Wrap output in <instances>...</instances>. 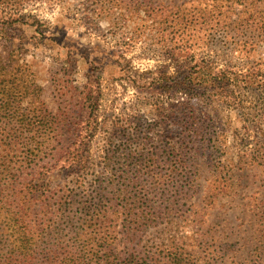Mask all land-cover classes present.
I'll use <instances>...</instances> for the list:
<instances>
[{"label": "rangeland", "instance_id": "1", "mask_svg": "<svg viewBox=\"0 0 264 264\" xmlns=\"http://www.w3.org/2000/svg\"><path fill=\"white\" fill-rule=\"evenodd\" d=\"M207 2V10L215 16L228 11L226 2ZM160 3L162 6L156 5ZM183 3L189 6L193 2L22 0L19 3L17 10L41 23L39 32L28 27L16 31L15 35L21 36L17 41L24 44L19 62L32 66L35 83L44 89L47 107L53 113H66L58 115V120L63 125L79 121L83 91L95 90L93 97L97 96V102L87 116L98 124L89 140L88 163L82 172L87 188L93 189L97 178L99 182L110 177L106 169L114 163L109 166L105 163L108 148L123 153L134 150L135 134L143 135L155 121L163 119L168 123L171 132H164L165 139L177 140L181 136L183 130H177L181 121L159 113V106L177 104L186 99V94L176 91L171 94L155 87L154 78L160 73H173L176 68L177 61L171 60L164 44L168 38L178 37L173 33L177 27L170 26L168 10ZM13 9V6L6 8ZM236 13L230 11L228 16L236 18ZM245 16L240 14V20L226 27L225 33L218 32L214 45L195 50L211 57L218 69L229 67L228 71L240 76L236 86L232 84L221 95L214 92L203 95L212 98L211 106L202 97L197 101L196 108L201 111L196 114L209 115L201 120L208 127L204 138L211 137L208 149H202L195 141L200 144L199 149L191 155L184 152L174 162L157 163L147 168L153 169L151 172L144 166L140 169L131 188L141 196L136 203L145 205L147 201V210L151 203L162 208L160 215L148 221L141 235L129 239L124 234L121 212L106 218L104 227L111 231L121 259L139 254L142 247L157 260L154 264H254L256 247L264 240L261 237L264 30L257 23V26L248 23ZM63 133L72 140L69 128ZM129 161L122 157L112 169H125ZM174 169L182 170L184 176L180 180L179 171ZM155 174L159 181L152 188L151 178ZM58 179L69 180L71 176L65 171ZM161 187H165L171 200L182 191L173 206L165 208L159 204L156 194ZM40 222L32 217L28 224L32 227ZM111 226H116L114 232ZM50 250L37 249L36 255L29 256L30 263L46 264L45 256ZM174 253L179 262L171 263ZM61 258L55 257L58 263Z\"/></svg>", "mask_w": 264, "mask_h": 264}, {"label": "trees", "instance_id": "2", "mask_svg": "<svg viewBox=\"0 0 264 264\" xmlns=\"http://www.w3.org/2000/svg\"><path fill=\"white\" fill-rule=\"evenodd\" d=\"M21 1L0 0V264H32L30 257L36 255L37 249L53 247L55 249L45 256L46 264H154L157 260L142 247L139 254L121 259L111 231L104 227L106 218L121 212L124 234L134 239L147 229L151 218L161 214L162 208L152 203L149 210L147 201L145 205L136 203L141 196L131 188L139 177L138 172L143 166L147 169L160 162H174L184 152L191 155L200 144L207 150L211 137L204 138L208 127L201 120L209 115L196 114L201 111L200 107L196 108L197 101L202 97L201 100L211 106L212 98L203 95L207 92L221 95L220 92L236 86L240 78L228 71L229 67L218 69L211 57L197 54L195 50L199 46L214 45L215 35L225 33L226 27L240 20V14L246 15L248 23H257L264 30V6L261 10L264 1L213 0L214 3L226 2L228 7V11L216 16L207 10L209 0H192L189 6L183 3L168 10L170 26L177 27L173 33L178 37L168 38L164 47L177 65L173 73H160L154 82L155 87L171 94L174 91L186 94V99L177 104L159 106V113L181 121L177 128L183 130L181 136L177 140L165 139L164 132L169 125L159 119L149 127L150 132L147 129L143 135L135 134L134 150L123 153L114 147L108 148L105 155L108 166L115 165L122 157L131 161L125 169H112L114 165L111 170L106 169L110 171L106 181L96 182V176L93 189L86 187L88 183L82 172L88 163V143L98 124L87 116L97 102V96L93 97L95 90L83 91L80 97L83 112L73 124L63 125L58 115L66 113H53L47 107L44 89L35 83L32 66L19 62L24 44L17 41L21 36H16V31L28 27L39 32L41 27L39 20L17 10ZM156 5L160 7L162 3ZM9 6H13L14 11H7ZM230 11L237 12L236 18L228 16ZM67 128L73 132L70 141L63 133ZM180 170L174 169L179 171V180L184 176ZM65 171L71 179H58ZM151 179L154 188L159 179L156 174ZM127 181L130 184H125ZM181 192L179 190L176 199L171 200L165 187H161L156 196L159 204L167 208L176 203ZM32 217L41 222L31 227L28 221ZM111 228L112 232L116 230V226ZM261 234L264 238V228ZM255 253L254 264H264V240ZM60 256L58 263L55 257ZM173 262H179L176 253L171 259Z\"/></svg>", "mask_w": 264, "mask_h": 264}]
</instances>
